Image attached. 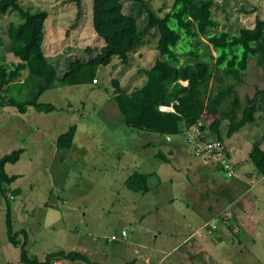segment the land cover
<instances>
[{
  "label": "rangeland",
  "instance_id": "374dc122",
  "mask_svg": "<svg viewBox=\"0 0 264 264\" xmlns=\"http://www.w3.org/2000/svg\"><path fill=\"white\" fill-rule=\"evenodd\" d=\"M147 1L155 12L163 9V14L174 2ZM213 2L218 28L212 33H237L253 27L257 17L264 18V0ZM21 4L31 12L49 13L44 50L60 78L73 62L94 58L97 52L90 49L104 45L93 29V0H83L82 14L71 0H21ZM124 12L138 20L144 38L130 54L129 65L115 59L100 70L96 87L46 92L40 102L58 108L50 114L30 108L23 115L11 107L1 112L0 158L25 151L19 163L6 167L8 175L20 176L10 186L22 190L11 201L15 230L29 231V251L39 259L65 251L86 254L98 264H126L134 258L142 262V255L149 254L152 264H264V178L248 155L243 158L252 151L250 143L255 145L264 135V112L257 115L258 125H249L238 135L247 138L241 157L247 164H242L235 179H227L218 164L207 165L195 158L185 135L175 137L174 144L180 146H173L167 138L129 129L113 99L117 92L113 82L119 80L126 93L143 89L148 82L146 71L160 57V35L150 27L141 5L125 2ZM21 22L18 13L0 16V62L16 63L8 30ZM202 48L204 54L210 50ZM27 76L25 71L22 80ZM232 82L226 81L224 87ZM257 87L264 88V67L251 58L244 83L237 87L243 103ZM16 96L23 101L29 94ZM73 126L78 128L74 147L58 149L57 138ZM222 133L226 139L228 122ZM238 137L226 141L229 148L245 142ZM160 153L169 162L159 158ZM233 156L236 163L234 152ZM134 170L156 174L149 181V193L126 187ZM244 172H252L255 178ZM6 218V204L0 197V264H21V250L9 242ZM213 224L216 229L210 227ZM123 230L126 241H110ZM61 264L84 263L64 260Z\"/></svg>",
  "mask_w": 264,
  "mask_h": 264
},
{
  "label": "trees",
  "instance_id": "16d2710c",
  "mask_svg": "<svg viewBox=\"0 0 264 264\" xmlns=\"http://www.w3.org/2000/svg\"><path fill=\"white\" fill-rule=\"evenodd\" d=\"M71 2L82 14L83 0ZM125 2L141 5L149 15L150 27L157 29L160 35L157 47L160 57L155 66L146 71L148 82L144 88L126 93L122 92L119 80L113 82L117 90L113 99L129 129L175 138L185 135L186 131L204 121L210 124L203 128H208L209 138L224 143L247 126L258 125L257 115L264 112V88L257 87L256 93L246 96L243 103L237 87L244 83L251 58L264 67V18L257 17L253 27H243L237 33H212L218 28L213 0H174L165 14L163 9L160 13L155 12L147 0H93V29L104 45L98 50L90 49L89 52L96 51L97 54L89 62H73L63 78H60L44 50L49 13L44 10L31 12L22 6L21 0H0V16L18 13L22 19L21 23L12 24L8 30L16 63L11 66L0 62V115L6 107L23 115L30 108L50 114L58 108L54 104L40 102L46 92L63 87H96L103 67H108L115 59H120L125 66L129 65L130 54L143 44L144 38L138 20L125 14ZM185 45L188 49L183 47ZM202 46L210 50L204 54ZM183 55H186L184 62ZM25 71L28 76L23 81ZM230 80L233 82L224 87V83ZM24 92L29 96L23 101L17 99L16 94ZM162 107L173 108L174 111H162ZM225 122H228L226 139L222 133ZM77 132V126H73L60 135L56 140L57 148L71 150ZM263 142L264 135L249 155V161L262 177ZM24 153L21 149L0 158V197L7 208V234L10 244L21 250V264H53L58 257L71 262L98 264L79 252L51 253L46 261L31 255L29 231L15 230L13 220L11 201L20 196L22 190H12L10 186L20 176H10L6 171L7 165L19 163ZM158 156L169 162L164 154ZM155 175L134 170L125 185L133 192L147 194L151 191L149 181ZM126 264L140 263L135 259Z\"/></svg>",
  "mask_w": 264,
  "mask_h": 264
},
{
  "label": "built area",
  "instance_id": "2783aa9c",
  "mask_svg": "<svg viewBox=\"0 0 264 264\" xmlns=\"http://www.w3.org/2000/svg\"><path fill=\"white\" fill-rule=\"evenodd\" d=\"M203 128H206V124L201 121L185 133L186 142L193 147V155L207 164H219L228 179L237 178L238 171L236 164L228 155L229 152L225 143L218 139L209 138L210 132L208 128L207 130H203ZM214 225L213 228L216 229L217 227ZM119 239L126 241V230L121 233L120 237L112 236L110 241H117Z\"/></svg>",
  "mask_w": 264,
  "mask_h": 264
},
{
  "label": "crops",
  "instance_id": "0c3cea01",
  "mask_svg": "<svg viewBox=\"0 0 264 264\" xmlns=\"http://www.w3.org/2000/svg\"><path fill=\"white\" fill-rule=\"evenodd\" d=\"M240 134V132L239 133H237L233 138H235V137H238V135ZM246 134V133H245ZM262 137H263V135H262ZM261 137V138H262ZM240 140H245V142L242 144V145H238V144H232V146L229 148L228 147V145H227V143H226V141H228V140H232V138L231 139H226V141H225V143H226V146H227V148L229 149V151H230V153H231V155H232V157L234 158V156H233V152H234V155H235V157L237 158V160L239 161H237L236 162V164L238 165V174H239V171L241 170V168L242 167H244V165L242 166V164H247V160L246 161H244V162H242L241 161V157L243 156L242 155V153H243V149L242 148H245V146L247 145V138H246V135L245 136H240V137H238ZM260 138V139H261ZM174 138H167V142H169V143H172L173 144V146H180V143H175L174 144ZM252 142L250 143V147H251V149L253 148V146H252ZM262 148L264 149V142H263V144H262ZM249 154H250V152L249 151H247V154H246V156L244 157L243 156V158L245 159L246 157H247V155L249 156ZM208 165V164H207ZM248 172H249V170H248ZM248 172H244L243 174H245V175H247L248 177H250L251 179H254L255 178V176H254V174L252 173V172H250V173H248ZM249 174H251V176H249ZM264 178V177H263ZM249 179V178H248ZM124 231V230H123ZM192 236H194V234L193 235H191L190 237H188L187 239H186V242H187V240L189 239V238H191ZM185 242V243H186ZM127 248H125V250H126ZM31 253V252H30ZM135 253L136 254H139L140 255V251H138V250H136L135 251ZM32 256H34V255H32ZM143 256V261L141 262L140 260H139V258H134V259H132L131 261H133V260H135V259H137L138 261H139V263L140 264H152L153 263V259H152V257H151V255L149 254V255H142ZM47 258H48V255H46L45 256V258H43V259H41L42 261H46L47 260ZM65 259H62L61 257H58V258H56L54 261H53V264H61L63 261H64ZM61 262V263H60ZM160 262H163V260H161Z\"/></svg>",
  "mask_w": 264,
  "mask_h": 264
},
{
  "label": "clouds",
  "instance_id": "9594fccd",
  "mask_svg": "<svg viewBox=\"0 0 264 264\" xmlns=\"http://www.w3.org/2000/svg\"><path fill=\"white\" fill-rule=\"evenodd\" d=\"M161 110H162V111H174L173 108H166V107H162ZM203 122H204V121H203ZM204 123H205V122H204ZM205 124H206V123H205ZM206 125H208V124H206ZM208 126H209V125H208ZM208 126H207V127H208ZM211 139H214V138L211 137ZM224 143H225V142H224ZM225 145H226V143H225ZM226 147H227V146H226ZM227 149H228V148H227ZM228 152H229L230 157H231V153H230L229 150H228ZM231 158H232V157H231ZM232 160H233V159H232ZM233 162H234V160H233ZM234 163H235V162H234ZM235 164H236V163H235ZM236 167H237V164H236ZM237 171H238V167H237ZM210 227H213V226H210ZM208 230H209V229H208ZM211 230H212V229H211ZM211 230H210V231H211Z\"/></svg>",
  "mask_w": 264,
  "mask_h": 264
}]
</instances>
